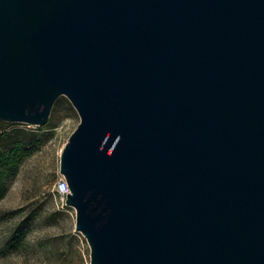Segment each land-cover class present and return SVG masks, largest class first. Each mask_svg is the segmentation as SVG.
Here are the masks:
<instances>
[{"label": "water", "instance_id": "1", "mask_svg": "<svg viewBox=\"0 0 264 264\" xmlns=\"http://www.w3.org/2000/svg\"><path fill=\"white\" fill-rule=\"evenodd\" d=\"M62 95L91 264H264V0H0V120Z\"/></svg>", "mask_w": 264, "mask_h": 264}, {"label": "rangeland", "instance_id": "2", "mask_svg": "<svg viewBox=\"0 0 264 264\" xmlns=\"http://www.w3.org/2000/svg\"><path fill=\"white\" fill-rule=\"evenodd\" d=\"M80 121L66 95L44 125L0 120V264H91L75 208L55 194L62 151ZM19 145L15 163L3 162Z\"/></svg>", "mask_w": 264, "mask_h": 264}, {"label": "built area", "instance_id": "3", "mask_svg": "<svg viewBox=\"0 0 264 264\" xmlns=\"http://www.w3.org/2000/svg\"><path fill=\"white\" fill-rule=\"evenodd\" d=\"M70 192H71V188L69 182L65 177V175L61 173L55 185V194L57 199H59V201L63 204V206H69L67 204V198H68V193Z\"/></svg>", "mask_w": 264, "mask_h": 264}, {"label": "trees", "instance_id": "4", "mask_svg": "<svg viewBox=\"0 0 264 264\" xmlns=\"http://www.w3.org/2000/svg\"><path fill=\"white\" fill-rule=\"evenodd\" d=\"M22 151H23V148L19 145V146H17L16 148H14V150H12L10 153H9V155L8 154H6V156L3 158V162L4 161H6V159H7V162L9 163V164H14L15 163V161H16V158L18 157V156H20V154L22 153Z\"/></svg>", "mask_w": 264, "mask_h": 264}]
</instances>
